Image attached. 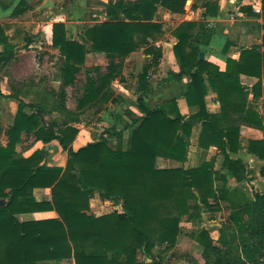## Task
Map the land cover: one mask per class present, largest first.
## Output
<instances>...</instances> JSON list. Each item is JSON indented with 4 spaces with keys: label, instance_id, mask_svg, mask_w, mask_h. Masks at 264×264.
<instances>
[{
    "label": "trees",
    "instance_id": "obj_1",
    "mask_svg": "<svg viewBox=\"0 0 264 264\" xmlns=\"http://www.w3.org/2000/svg\"><path fill=\"white\" fill-rule=\"evenodd\" d=\"M186 0H124L97 3L106 20L87 27L82 42L69 40L63 23L52 25V45L62 56L61 87L72 85L85 63L88 52L103 53L111 60L127 58L139 48L156 42L166 33L164 25L154 20L158 7L178 10ZM21 3L19 6H22ZM206 15L215 16L217 4H207ZM18 9L13 14L18 13ZM198 27L195 36L192 32ZM207 25L183 22L172 31L177 42L174 56L179 72L173 77L186 76L189 82L184 93L188 106H198L197 113L183 116L175 100L151 105L153 88L148 70L138 75L137 110L139 116L129 115L131 122L119 130L108 131L117 139L116 149L101 135L77 150L72 143L77 129L56 125L44 126L41 111L26 114L19 104L13 125L7 131V144L0 145V264H39L47 261L72 260L74 264H146L139 255L150 257L156 244L173 246L181 232L182 222L201 217L202 211H213L216 204L226 200L227 189H217L216 181L225 184V175L214 169V160L199 167L160 169L158 158L185 162L192 127L202 122L198 146L216 148L223 156L221 169L237 183L246 178V168L237 155L241 150L263 162L259 175L264 177V100L262 114L249 107V95L240 76L258 81L252 87V98L261 93L264 70V36L261 46L243 49L237 60L228 58L223 72L205 60H199V46L207 45L210 29ZM88 46V48L85 46ZM0 70L14 57V46L0 26ZM153 64L161 52L149 47ZM148 49V50H149ZM111 64L106 76L86 77L77 109L82 110L100 98L111 78ZM209 87L217 95L220 113L206 110L204 97ZM1 97V92H0ZM258 128L260 140L240 138L241 126ZM130 129L125 149L123 133ZM33 136L44 144L57 141L66 151L65 167L47 166L45 152L35 150L23 157L15 151L22 134ZM50 189V201H37L34 189ZM98 193L102 200L121 205L123 212L102 216L90 213V200ZM254 201L244 209L234 211L232 220L241 233L240 248L246 260L232 255L237 245H231L221 231L218 241L224 255L214 245L208 231L203 230L200 241L206 256L214 253L220 264H264V193L253 192ZM55 212L58 217L45 220L20 221L19 215L35 212ZM248 216L240 221L241 215ZM252 241V243L247 242Z\"/></svg>",
    "mask_w": 264,
    "mask_h": 264
},
{
    "label": "crops",
    "instance_id": "obj_2",
    "mask_svg": "<svg viewBox=\"0 0 264 264\" xmlns=\"http://www.w3.org/2000/svg\"><path fill=\"white\" fill-rule=\"evenodd\" d=\"M81 3L79 7L80 11H84L87 5H91V2H95L97 7L91 13V19H78L76 23H70L74 25L73 33H69L68 22L65 21L62 15H58L54 19L44 20L42 19V29L40 26L37 28H31L33 26L24 27L22 21H27L25 15L32 9V4L36 3L39 7V14L43 9L52 8L58 5H63L64 0H0V26L7 25L9 28L4 30V35L9 38V42L14 46V57L8 64L1 67L0 71V133H7L9 128L13 125L15 116L20 104V100L26 101L32 99L33 101H46L52 98L53 91L47 84H56L61 89L57 97L64 99L65 95L69 93V90H73L74 87L69 85L67 87H61L62 79L61 72L53 75L48 70L52 69L54 63L51 62V56L55 60L60 61L62 67L63 58L61 56L59 48H55L52 45V25L53 23H63L66 29V37L69 40L82 42L84 38V32L87 27H91L94 24L101 23L106 20L103 8L98 6L97 3H107L109 1L117 0H77ZM126 2H133L135 0H124ZM97 2V3H96ZM193 3V0H186V3ZM24 3L22 6H19ZM217 4V12L215 16H207L206 8L207 4ZM260 7L261 13L254 12V7ZM185 13H173L163 6L158 7L154 20L167 26L166 33L162 38L156 42H151L149 45H145L135 52L131 53L127 58L119 60L117 58L108 59L103 53L88 52L85 57V63L82 68H86V77L92 74L88 71L90 69H100V63H97L100 58L107 60L106 70L109 69L111 64V130H119L125 124L131 122L129 115L139 116L140 113L137 110V86L138 75L146 68L149 74V84L153 88V95L149 98H153L156 104L175 100L179 112L183 116H191L198 112V106H188L185 102L184 93L186 91V85L189 82V78L183 76L182 78L173 77V75L179 72V61L174 56L172 48L176 44L177 40L171 34L183 22H193L206 24V31L210 29V39L207 45H200L199 50L203 52V60L216 66L219 71L223 72L226 67V60L232 58L237 60L239 54L243 49H249L261 46L262 38L264 36V0H207L205 3L192 9V6H184ZM19 10L17 14H13L15 10ZM242 23L243 27L235 26V23ZM164 26V28H165ZM198 32V27L192 32L195 36ZM244 33H248L245 37ZM72 34V35H70ZM87 44H85L86 46ZM88 48V46H86ZM149 47H153L161 52V58L157 64H153L152 55L147 52ZM21 48V49H20ZM19 49V50H18ZM38 51L49 54L50 60L41 63L37 56ZM4 47L0 45V53H2ZM44 50V51H42ZM264 51V48L261 49ZM18 52L25 54H33V59L29 62L30 75L24 74L25 69L28 68L27 64L24 67L23 62L16 60L21 56ZM23 57V56H22ZM21 57V59H22ZM59 63V64H60ZM47 68L45 74V81L37 79L36 70L40 71L41 68ZM81 68V69H82ZM137 70H139L137 72ZM40 74L39 72L37 73ZM30 77V78H29ZM78 77V74L76 75ZM92 77V76H91ZM44 78V77H43ZM41 81V83H40ZM257 79L250 76L241 75L240 82L243 87L250 92L249 95V107L256 111L259 115L262 114V101L264 100V70L261 79V93L257 100L252 98L251 89L257 83ZM86 82V81H85ZM83 93V90H82ZM81 93V95H82ZM81 95L78 99L81 98ZM77 99V100H78ZM205 107L209 113H220V106L217 100V95L209 87H207V94L204 97ZM151 102V101H150ZM36 104V103H34ZM39 104V103H38ZM155 104V105H156ZM43 105L39 104V110L41 111L42 121H47L50 118L56 120L57 125L54 130H59L67 126L75 127L78 131L75 140L72 143V148L77 150L81 146L87 143L96 142L101 135L108 139V145L112 149L117 147V139L109 136L107 130L101 128V125H91L86 121L79 122L81 114L76 115L73 112H69L67 109L50 110L45 109ZM28 108V109H26ZM43 111H42V109ZM67 108V107H66ZM29 110V111H27ZM79 110V111H83ZM37 109L33 106H26L24 112L26 114H32ZM56 111V112H55ZM82 113V112H81ZM59 118H64L65 125L58 123ZM73 117H76L74 120ZM45 124V123H44ZM62 124V123H61ZM122 125V126H121ZM202 129V122H196L192 127L191 135L189 139V148L187 152V159L185 162H176L173 160L158 158L156 161V167L160 169L171 168H184L191 169L199 167L204 161L219 160L223 161V156L220 155L216 148L210 146L207 150H203L198 146V139ZM240 132V138L242 143L246 146L248 140H260L262 138V132L255 127H249L242 125ZM1 135V134H0ZM130 136V129L123 133L122 148L125 149L127 139ZM2 138V137H1ZM33 136H28L23 133L21 141L16 144L15 151L23 156H30L35 150H43L45 152L44 162L47 166L65 167L67 161V154L57 141L44 144L41 141H36ZM6 140L0 139V145L5 146ZM234 159H241L244 164L248 162H255L260 164L258 159L245 150H241L237 155H231ZM34 197L37 201H50V189L37 188L33 191ZM119 210L123 212L121 205L113 204L111 201L102 200L98 193H94L93 198L90 200V213L95 216H102ZM58 215L53 211L48 212H35L31 214H22L18 216L20 221L31 220H45L57 218ZM65 260L60 262H42L41 264H65Z\"/></svg>",
    "mask_w": 264,
    "mask_h": 264
},
{
    "label": "rangeland",
    "instance_id": "obj_3",
    "mask_svg": "<svg viewBox=\"0 0 264 264\" xmlns=\"http://www.w3.org/2000/svg\"><path fill=\"white\" fill-rule=\"evenodd\" d=\"M41 1V0H39ZM205 1L207 0H193V3H186V6L191 5L192 9L195 10L196 8H199L202 6ZM213 2L215 0H212ZM37 3V2H36ZM32 4V9H30V12H28L25 17L27 21L25 22L24 27L27 28V26H33L31 28H37L40 26V29H42V19L44 20H52L56 18L58 15H62L65 21H67L69 24L68 30L69 33H73L74 29L72 27H75L73 24L70 25V23H76L78 19H91V13L93 10H96L95 2H91V5H87V8H85L84 11H80L79 7H81V3L77 0H64L63 5H58L52 7V8H46L41 11L39 14V7L37 4ZM97 3V2H96ZM184 5V6H185ZM99 6V5H98ZM174 13H185V7H181L178 10H173ZM243 24L238 22L235 23V26L237 27H243ZM165 26V25H164ZM9 27L7 25L3 26V29H8ZM165 29H168L167 26H165ZM72 35V34H70ZM248 33H244V36L246 37ZM21 49V48H20ZM149 49V48H148ZM147 52H150V49ZM19 50V49H18ZM37 51V56H39V61L41 63L46 62L50 60L49 54L46 55V53ZM44 51V50H42ZM17 54H20L21 56L17 57L16 60L22 61L23 66L25 67L27 64V67L25 69L24 74L30 75V67L28 66L29 62L33 59V54H25L18 52ZM32 55V56H31ZM23 56V57H22ZM22 57V59H21ZM51 62L54 63L51 70H48L53 75H56L57 73H60L61 70V63L58 60H55L53 56H51ZM60 63V64H59ZM97 63L100 69L94 70L89 68V72L92 74L91 76L93 78H98V76H106L108 74V70H106V64L107 60L105 58H100ZM44 70L46 71L47 68H41L40 71L38 69L34 74L36 73L37 79H41V81L46 82L47 73L45 74ZM86 68H82L80 72L78 73V77H76V82L72 86L74 87L73 90H69V93L65 95L64 99H61L57 97L56 95L61 90L59 86L56 84H47L52 89L53 95L52 98H49L46 101H33L32 99H27L26 101L20 100V104L23 105H29L33 106L36 109L39 108V104H44L46 102V105H43L45 109L50 110H60V109H68L69 112L73 113H80V123L83 121H86L87 123L91 125H96L99 123L101 125V128L105 131L111 130V78L109 83L106 85V89L104 90L105 94L103 98H100L98 101L93 102L89 106L85 107L83 111H79L77 109V102L78 97L81 95L83 88L85 87V81H86ZM1 71V70H0ZM139 70H137L138 72ZM40 73L39 75L37 73ZM44 77V78H43ZM30 78V77H29ZM40 81V83H41ZM151 101V102H150ZM149 102L151 105H155L156 101L153 98H149ZM36 103V104H34ZM39 103V104H38ZM67 107V108H66ZM28 109V108H26ZM42 109V108H41ZM29 111V110H27ZM43 111V109H42ZM56 112V111H55ZM82 112V113H81ZM76 114V115H77ZM79 116V114H78ZM58 122L61 121V123H58L60 125H65L66 121L64 118L56 117ZM75 120L76 117H73ZM76 119V120H77ZM56 120H53V118L48 119L47 121H42L44 126L49 125H57ZM45 123V124H44ZM122 126V125H121ZM0 139L6 140L7 135L5 133H0ZM2 137V138H1ZM34 139V138H33ZM18 144V143H17ZM259 161V160H258ZM253 163L248 162L245 165L246 168V178L240 183L235 182L227 173L225 170L221 169L222 161L219 157V160L216 162L214 161V169L219 173L225 175L226 181L225 184H223L221 181H216L215 186L217 189L222 188L223 186L226 187V191L228 195L226 194V200H221L216 204V207L213 211H202L201 217L198 219H194L191 222H182L181 223V232L180 235L177 238L176 243L173 246L166 247L165 244H156L155 248L152 251V254L150 257L139 255V260L146 264H220L218 263L219 257L215 255L214 253L210 252L208 256H206L203 252V247L200 241V236L203 232V230L208 231L210 237L214 241V245L216 247H219L222 251V255H224L225 248L221 245V243L218 241L221 231L224 232L225 237L227 240H231V245H237V249L232 250V255L239 256L243 261L246 260L245 255H243L240 243L242 239L247 238L246 233H241L237 227L236 224H234V221L232 220V214L234 211L244 209L245 206H249L253 203V192L257 191L260 193H264V177H261L259 175V170L263 165V162ZM115 212L113 209H111V213ZM116 212H119V210H116ZM122 213V212H119ZM240 221H247L248 216L243 213L241 215ZM247 242L252 243V241ZM65 264H74L72 260H65ZM49 262V261H47ZM56 262V261H51ZM60 262V261H59ZM57 263V262H56ZM41 264V263H39ZM52 264V263H50Z\"/></svg>",
    "mask_w": 264,
    "mask_h": 264
},
{
    "label": "water",
    "instance_id": "obj_4",
    "mask_svg": "<svg viewBox=\"0 0 264 264\" xmlns=\"http://www.w3.org/2000/svg\"><path fill=\"white\" fill-rule=\"evenodd\" d=\"M203 57H204L203 52H200V53H199V60H203ZM0 204L3 205L4 202H3L2 200H0Z\"/></svg>",
    "mask_w": 264,
    "mask_h": 264
},
{
    "label": "built area",
    "instance_id": "obj_5",
    "mask_svg": "<svg viewBox=\"0 0 264 264\" xmlns=\"http://www.w3.org/2000/svg\"><path fill=\"white\" fill-rule=\"evenodd\" d=\"M253 9H254V12H256V13H261L262 12V9L260 7L256 6Z\"/></svg>",
    "mask_w": 264,
    "mask_h": 264
}]
</instances>
